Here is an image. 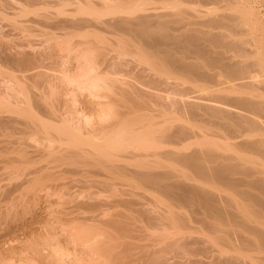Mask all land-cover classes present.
I'll list each match as a JSON object with an SVG mask.
<instances>
[{
	"label": "bare ground",
	"instance_id": "bare-ground-1",
	"mask_svg": "<svg viewBox=\"0 0 264 264\" xmlns=\"http://www.w3.org/2000/svg\"><path fill=\"white\" fill-rule=\"evenodd\" d=\"M13 1L10 2L9 0V3H12ZM22 1L19 2L21 5L20 9L19 7H17L19 10L18 12H16L17 15L13 9L11 10H13L14 12L12 11L11 12L14 13L16 16H22V15L28 16L29 15L28 13L35 14L34 15L35 19L34 18L31 19V17H28V18H30L31 21L33 20L32 22L35 24V27L37 26L36 28L38 30L37 33H39L40 36H42V39L39 38L40 42L38 41L37 44L34 42V44L30 43V45L28 44L29 46L27 45L29 49H30V46L32 45L39 46V47L36 46V49H34L35 46L34 47L32 46L33 51H27V52L22 51L24 49H22L21 46L24 48L26 46L25 43H24L25 46H23L22 44L24 41L21 43L19 42V44H22L20 46H18L19 44L14 43L15 45L19 47V50L22 52H20L19 50H16L18 49V47L16 48L14 44H13L14 47L12 48L7 46L9 49V52H7L8 50H4V49H7L5 48L6 44H5V47H3L4 49L2 47H1L2 50L0 49L1 51L0 52V69L2 67L4 68L8 67L9 69H11V74L9 73V71H7L8 68L6 70L2 68L3 69V70L1 69L2 72L0 71L1 73H3V75L0 73L1 77L3 76L0 80V113H1L0 114V128L2 130L4 128L6 129L9 128L8 133L9 131L14 132V129L12 130L13 124L20 123V126L19 127L17 126V128L24 129L23 127L26 126L25 129L27 128L30 129V130L24 129L25 131L21 129L24 132L22 133L25 134V136H26L25 132L28 131L27 132L28 137L32 138L31 136L32 134H34L33 138H35L37 135L39 137L42 136L41 138L43 139L42 141L37 136L38 142H43L44 140H45L44 142L53 141L52 143L53 145L54 143H56V141H58L57 143L58 147L57 146L55 147L58 148V150L59 149L60 150L58 152L55 151V153L56 152L58 153L56 157H59L58 159H62L61 161L63 160L66 161L65 163L63 162L61 163L66 164V167H68L67 163L69 161H73L72 163H69L70 166L74 165L73 163L78 162V163H75L76 164L75 166H77V164H80L79 165L80 167L81 165L84 166L85 168L84 172L89 171L91 166L92 167L95 166V167H98V169L100 168L101 171L102 169L103 170L108 169L109 170V171L107 170L108 173L112 172L115 175L117 174L116 176L118 175L119 176L116 178L120 177L119 179H121V177H123L124 175L126 176L128 174V172L126 174L125 172L126 170L130 172V170H128L127 167L134 165L132 164L131 161H133V163L135 161V164L137 166L135 165V168L133 167L134 170L132 169V167L129 168V169H132L129 175L131 176L134 175V180L135 179L139 180V181H136L138 183L142 181L143 183L141 187H143V189L145 186L144 184H148L146 185L149 187L148 189L151 190L152 188L153 190H155L156 194L158 193L164 196L169 201V202H166V204L168 205L165 204L167 206V209L163 208V209H166V211L162 210L164 211L162 212L160 209H157L162 212V213H158L157 216H151L155 212L149 215L148 208L146 210L145 209L141 210L140 208L141 204L138 201L140 204L139 209L141 210L142 213L144 212L145 214V215L144 214L142 215L141 213H140L141 215L139 214V217L141 216L140 221L143 220V222H145V220H147L148 223L147 222L146 223L148 225H146V227L152 226L151 229L148 228L150 232L156 226L155 223L153 222L155 221L156 224L157 222H159L158 225L160 226L162 225L164 227L166 226L165 228L169 226L173 227V228L171 227L172 229H169V230L167 229V232L165 231L166 234L169 231V235L171 234L174 235L175 232L178 233L177 231H179L180 235L179 234L178 235L180 237L181 235H183L181 233L186 232L183 230H188V231H190V229L194 230V228H192L191 225L190 226L188 225L189 224L188 222L191 220L192 222L193 221L197 222L196 224L194 223L195 227L197 226L196 228L198 229L199 227L206 228L205 233L209 231L210 234L208 236H210L211 234L213 235V233H215L214 231L213 233H211L210 231L211 230L216 231L217 223L221 222L223 220V217H226L227 215L229 217H226V219L228 218V220L232 222L231 223L232 227H237V226L239 227L240 225L244 226V229L247 230V231L245 230L246 233L248 232H250L248 234H251L252 232L256 233V237H257L256 240L258 242L255 241L256 242L255 244V242H253L252 239L250 240V238H248L249 235L245 236L239 233L241 235L237 236L239 238V241L238 240L237 241L238 242L241 241L240 243H242V246L240 247L244 249H241L238 247L239 250L238 251L234 250L233 256L231 254V257L230 258L228 257L227 260H224V263L222 264H237L238 263L237 259L238 260L240 259V256L238 255L242 254L241 255L242 257L244 254L242 253V250L243 252H245L246 256L247 255L249 256V254L247 253V251L249 252L248 249H250V251L253 250V251L262 252L264 249V233L263 232L260 233L259 229L255 225L256 222L260 221V220L259 221L256 220L257 216L255 214H252V216H254L256 219L252 220L251 222H254V223L251 224V226H249V223L246 224L245 219H242L244 215L243 213L241 214L238 212L233 213L231 211H227V210L225 211V208L223 209L220 206L221 204H219V202L216 201L215 199L216 196L214 194V191H211L208 189L206 190L202 188L201 185L198 186L195 183H194L195 185L191 184L192 182L189 184L187 182H184V180H179L178 176H176V174L173 173L174 170L178 171V168L176 167V165H174L175 163H179L180 166L183 164L190 168L191 166L197 168L198 167L197 161H205V160L207 161L208 159H210L211 161H225V160L231 161L230 160L231 157L226 158L227 156L224 157L223 155L213 154L210 151L209 152H205V151L187 152L185 151V149L191 144L190 138L191 139L194 138L192 143L197 144V145L207 146L210 144V145H213L212 146L213 148H217V149H220L222 147L218 143L219 139L216 140L217 138L215 136H213L215 137L213 138V137H209L206 135L205 136L197 135V134L193 135L191 129L192 127H194L196 122L192 119L191 115L192 116L194 115V119H196L197 117L195 114L202 112L203 114L205 115L207 114V116L209 115V117H212L219 126L223 124H231L234 129L242 128L245 130L251 129L252 131L261 130L259 123L255 120L254 116L253 118L251 115L249 116L248 113H246V115H244L243 113L249 112V114H252V115L256 114L257 112L264 113V102L255 101L248 97H241V96L232 98L228 96L231 92L229 85L225 86L226 84L224 81H222L221 79L220 80L217 79V76L222 77L225 75L227 78L229 77V79L234 81V82L231 81L232 85L242 84L241 85L242 92L248 91L250 87L252 86V83H251L252 71H250L247 68V65L245 63H243L242 61L241 62L235 61L229 64L224 61L225 56L223 55V49L240 47V45L238 44L242 40L241 38H236L235 36L230 37L231 35H233V33L227 34L224 32V29L228 27V22L230 18L225 17V16H213L212 11H211L212 9H209L207 10L208 17L206 19H202L201 16L199 15V12L201 11L198 10L196 8V5L194 4V1H197V0H22ZM217 1H220V0H217ZM9 3L7 2V5H5V7L7 6L9 7L8 5ZM0 7L4 8L3 4L2 6L0 5ZM231 8L233 9V7ZM10 15L11 14H9V16ZM243 15L245 16V14ZM240 16L243 22L247 21L246 17L242 15ZM1 17L2 16L0 15V18ZM4 17L6 18V15L3 16V18ZM9 18H6V19L9 20ZM18 18L20 19V17ZM23 18L25 19L26 17L23 16ZM22 20L20 19L21 23H23ZM24 21L25 23L23 24H25L26 26L27 22L26 20ZM242 21H239V22H242ZM9 22L11 21H8V23ZM17 23L19 24V22ZM14 24L16 23L14 22ZM18 24L16 25L18 26ZM19 25H20V27L18 28L19 32H21L20 30H22V32L23 31L25 32L26 30L25 28L28 29V27L23 28L21 27L22 26L21 24ZM33 26L34 25H32V27ZM14 27L17 30V27L15 25ZM14 27L12 29H14ZM26 31H29V30H26ZM0 44L4 46L3 43H0ZM14 48H16L14 52L10 51V49H14ZM212 53L214 54L211 55ZM259 66H260L259 68H262V65L260 63H259ZM12 70L13 72L17 70L19 71V73L23 72L22 74L24 73L25 74L20 75L17 73L18 75L16 77V75L13 74ZM6 71L8 72L7 75L8 74L10 75L6 76L5 75L6 73L4 74V72ZM18 76L20 77L18 78ZM21 76L24 77V79L27 81L22 80L23 78H21ZM214 78H216V81H211ZM207 79H211L210 81L213 83V85H215V87L212 88L213 85L209 86L210 84L208 85V83H211V82L208 81ZM222 84H225V85L221 86ZM33 89H36V91H34ZM196 90H202L203 92H199ZM195 91L201 94L198 95V93H196L197 96H195V93H194ZM204 92H207L208 95H203ZM192 93H194V95ZM10 97L11 98L21 97L20 99L24 100V102H22V104L24 103L23 106H21L20 104L21 101L17 103L18 99H15L17 101L16 103H14L11 101ZM190 99H194V100L190 101ZM237 106L239 108L242 107L244 110L246 108V110L248 111L245 110V112L242 113L241 110L237 109L238 108ZM232 109L234 110L237 109L238 111H241L242 114L238 112L237 110L233 111ZM4 112L7 114H11V115L16 113L15 115L17 116L18 114V117L20 116L19 114H21L20 117H22L23 120L25 119L23 117L24 116L27 117L26 115L29 114L28 118L26 119L28 121L24 120L25 121V122L23 121L24 124H21L22 123L21 121L20 122L19 121L17 122V120L15 121V118H17L15 116L14 118L13 116H9L7 114H5L6 117L1 116L2 114L4 115ZM25 113L27 114L24 115ZM188 114L190 115L189 117L190 119H192L193 123L189 121L188 119L186 118L184 119L183 117H181V116L185 117V115L188 116ZM181 118H183V122L187 121V123H182ZM17 119L19 120L21 118H17ZM208 119L212 120L211 118H208ZM196 121L199 122V120H196ZM190 122L193 125V126L191 125L192 127L190 126ZM19 129H16V130H19ZM29 131H32V133ZM5 134L6 133H4V135ZM7 135L9 136V134ZM18 135L19 136L21 135L20 132ZM11 141H14V140H11ZM18 141L12 142V144L9 141V143L11 146L14 145L13 143H15V146H16V143ZM5 143H8V142H5ZM9 143L6 144V147L7 145L11 147ZM48 143H45V146H47ZM1 144H2L1 149H2L3 143ZM22 145L25 146L26 144L23 143ZM48 145H50V143ZM18 146L19 145H17V147ZM248 146H250L251 149L254 148L253 144H250ZM4 147H5V144H4ZM12 147L14 148L13 152L16 153V156L19 154L18 155L19 158L24 157V155H26V153L29 152V151L28 152L23 151V150H26L28 147L26 149L24 147L21 149H17L14 146ZM47 147L49 148L52 146H47ZM55 147H52V148L54 149ZM5 148L4 150L7 149ZM10 149L11 148L7 150H10ZM43 149L45 148L43 147ZM49 149H50L49 151H52L51 148ZM45 150H46L45 152L49 153L48 155L51 154L50 152H48V149H45ZM41 152H43V150ZM45 152L43 153L45 154ZM8 155L11 156L9 153ZM245 156L237 155V157L241 158V160L248 161V158ZM4 158H6V156ZM25 158L26 156L24 157V159ZM9 159H12V158H9ZM15 159H18V158H15ZM31 159L32 158H30V160ZM58 159L56 158V160ZM119 161L120 162L123 161L124 164H126L125 167L124 165L123 166L121 165L123 164V162L119 165L117 163ZM127 161L131 162L130 166H128L129 164L126 163ZM151 161H155V162H151ZM159 161L160 162L169 161L170 163L168 162L169 164L166 163L168 164L166 165L164 163L161 164ZM26 164H27V161H25V165ZM59 166L61 167L60 164ZM138 167L140 169H138ZM49 168L51 169V166ZM87 168H89V170H87ZM235 168H236L235 165L227 164V165H222L220 167H215L213 169V172L220 176L219 182L222 181V182L229 183L231 182V179H232L229 177V175L234 172ZM20 169L25 170L26 168L21 167ZM24 170L22 171L25 173ZM63 170L60 171V174L62 173ZM71 170L73 172V169ZM71 170L69 171V174H71L70 173ZM79 170H82V169L79 168ZM51 171L53 172L55 171L54 167H53V170ZM93 171L94 172L92 173H97L96 171H98L99 173V170L97 169L96 171L95 170ZM26 172H29V170ZM79 172H78V175L81 174ZM102 172H105V171H102ZM54 173H57V171ZM112 173L110 175H112ZM53 174H51V176ZM114 174L112 176H115ZM25 175L26 174H24V176ZM32 176L30 179L33 178ZM45 176H43V178L40 177L43 180H40L39 178L36 179L35 183L36 184L39 183V185L35 186V184L33 183L34 185L33 184L32 185L34 187H29V188H33V189H35V187L37 188L38 186L43 184L44 182L42 183V181H45L46 179H47L46 181H50V179H48L50 177V174L48 173V175H45ZM125 176L123 178H125ZM182 176L184 177V179H189V176L191 177V175L188 176L187 174H184ZM98 177L101 178V180L99 179L93 180L92 178H90L92 180L88 179V181H90L91 184L93 183L91 188L92 187L97 188L99 186L98 187L99 189L101 187V184H103L102 186H104V188H106L107 190H108V186H109V189H112L110 187L111 185L113 187L114 182H112L113 184L109 182L111 185L109 184L105 186L104 184H108L107 183L108 180L104 182V179L100 177V175H98ZM127 177H129V179L133 178L130 176H127ZM192 179L195 180L194 177ZM52 180H54V178ZM84 180H87V179H84ZM134 180L132 179L128 181L133 182ZM40 181H41V184H40ZM98 181L99 182L102 181L100 182L101 184L99 183L98 186L97 185L93 186L95 182L98 184ZM25 182H28V181H25ZM85 182L84 184H87V182L86 183ZM31 183L32 181L30 182V184ZM90 183L88 184V186L91 185ZM25 184L27 185V183ZM45 184L46 182L44 183V187H45ZM258 184H259L258 186H260V189L264 191V182L258 181ZM22 185L23 184H21L20 186ZM120 185L121 187L123 186L122 183ZM13 186H15V184ZM13 186H11V188ZM121 187L119 186L117 188H121ZM91 188L89 190L90 192L94 190V189L92 190ZM104 188H100L101 191ZM36 190H39V188H37ZM146 190H147V187H146ZM127 191L128 190H126V192ZM85 192H87V190ZM24 193L23 195L26 194ZM100 193L103 196V191ZM132 193L134 194V192ZM113 194L111 191V195ZM105 195H107V193L104 194V198L103 197L101 198L104 200V202L106 198H109V196L105 198ZM96 196L95 194H93V196L91 195L92 198L95 197V199H97ZM153 196H154V193H153ZM153 196L150 195L151 198ZM9 198H10V195H9ZM68 198L71 199L72 197L68 196ZM133 198H135V194H134V197H132V199ZM154 198L155 197H153L152 199ZM113 199L115 198H112L110 202ZM123 199L121 201L124 202V205H122L123 203L121 204V206H123L122 208L120 207L121 210L126 209L124 207L126 205L125 203L126 198H125V201ZM68 200L69 199L66 198L67 203H68ZM76 201H78L77 198H76ZM83 201L84 200L80 201V203L78 202V204L80 205L82 203V206L74 205L75 207L73 208L75 209L76 206L78 207L80 206L79 207L80 210L83 211L82 209L84 207L83 205L85 202L88 203L89 199H87V201L86 200L84 202ZM127 201L130 202V198ZM93 202H95V200H93ZM96 202L92 204L98 205V202L97 203ZM75 203L73 202L72 204H75ZM120 203L121 202H119L118 204ZM132 203L134 206L136 205L134 204L135 202H133V200H132ZM132 203L130 202L131 205ZM88 204L86 205L89 206ZM130 204L128 203L127 205L130 206ZM155 204L157 205L159 203L156 202ZM86 205L84 209H86L87 207ZM97 205L95 209L97 208ZM106 205H107V202L105 204V207H107ZM182 205H186L187 207L191 206V208L189 207L190 214L188 213V215L192 216L191 219H190V216H185L187 215L188 211L186 210L187 212L185 214L184 210L181 207H179ZM93 207L90 204L89 208H91V214L96 216L92 212V209L95 210ZM98 207L100 206L98 205ZM136 207H138V205H136ZM61 208H63V206ZM73 208H70V209H73ZM177 208L178 209L180 208L181 211H179L180 209L178 210ZM101 209L102 208L100 207V210ZM111 209H109L108 211H111ZM139 209L136 211V213L138 211L140 212ZM116 210L119 211L118 209ZM51 211L53 212V210ZM63 211L69 212V210H65V208ZM74 211H76V213L73 214V210H70L71 218L72 217L74 218L71 219L69 218L70 214L67 215L68 219L66 218V220H64L65 226L64 227L61 226L63 227L62 230H64L63 234L64 232L66 234L65 239H64L66 242L61 241L63 240L61 237H63L65 234L63 236L62 235L60 236L61 239L59 238L62 243L59 241H56L58 239L57 238L55 239V237H54V240L56 242L55 241L53 242V235L55 231H54V228H52V226L50 225L52 228L50 229L51 230L50 232H52L53 230V234L51 233L52 234V237H51L50 236L51 234L49 233V230H48L46 233L50 235L45 234V235H48L47 239L45 240H42L43 239L42 237L44 235L40 234L41 233L40 232L41 230H40L39 235L42 236L41 237L42 239L40 241L39 240L37 241L35 239L37 242H33L31 240L33 242V243L31 242V244L25 243V244L20 245L17 243V245L15 246H18V247H14V245L13 247L12 246L10 247V245H7L6 243V245L4 244V246L7 248H5L3 247V244L0 243L1 244L0 245V264H159L161 262L160 261L161 258L159 257L161 256L160 253H162L161 250L164 251L165 247L166 249L169 248V246L172 248L175 247V250L177 248L179 249L182 248L181 251L184 249L183 252H186L187 255L190 254L191 256L193 254L197 255L196 252L199 251L198 250L199 246L197 248L194 247V249L192 246H190L194 244L195 242L193 239L188 238L189 234L191 233L186 232L188 235H185L186 236L185 241L193 240L191 241V243L193 242L192 244L189 243L190 241L185 242L183 240L184 237L182 236L181 238L184 242L180 241V243L179 242L175 243L176 241L171 240L174 243L169 242L170 243L169 244L165 241L167 244H169L167 245L168 247L167 246L163 248L160 247L157 250L155 249L154 251L149 252V251H146L147 249L145 250V248H142L139 246L137 247V245H139L138 244L139 242L136 244L132 242V240L134 239L132 235L131 236L133 239L129 238L131 241L128 240V238L126 237L128 236L127 235L128 233L127 234L125 233V235H122L124 231H121L119 229L120 228L123 229L122 227H124L123 225H125L123 224L125 223L124 221L123 223H121L123 225L120 226L119 221L113 219L112 217H111L112 219H109L110 216H108L107 220H105L106 218L102 219L101 215H105V214H101L99 216V213H98V216H96L97 218H95L94 216H90V213H89V216L86 217V215L88 214L86 213L87 212L86 211L85 212L86 215L84 214L86 217L85 218V217H80L83 215L82 212L80 213V216L79 215L75 216V214H79L77 212H80L78 211V208H76V210ZM102 211H99V212L105 213L107 210L105 212L104 210ZM155 211H156V208H155ZM56 212L59 213V210ZM56 212L54 214H57ZM120 212L119 213L117 212L116 216H119L118 214L122 213ZM180 212H182L183 214L182 213L180 214ZM123 214H121V216ZM133 214H128L129 215L128 217L132 215L131 218H134ZM62 215L63 214H61V217L59 216L60 220L56 219L57 218L56 215H55L56 218L52 217V219H54V222H55V219L59 222H62L63 219L61 220V218H63V216H64V219L65 217H67L65 216V214L63 216ZM126 215L124 214V217ZM136 216L137 215H135V217ZM13 217L15 216L13 215ZM113 217H115V215ZM139 217L137 218L138 220H139ZM186 217L187 218L189 217L188 222H187ZM14 219L15 218H13V220ZM130 219L128 218V220ZM50 220H51V216H50ZM218 220L220 221L218 222ZM68 222L69 223L71 222V224L66 225ZM51 223H52V220H51ZM64 223L62 224L59 223V224L64 225ZM127 223L129 222L127 221ZM198 223L199 225L200 224L201 225L198 226ZM54 224L58 225L56 223ZM166 224L169 226H167ZM126 226L127 225H125V227ZM132 226H131V229H132ZM163 226L161 227V230H163ZM246 226L247 228H245ZM155 229L154 230L157 231V227ZM173 229L175 230L177 229V230L175 231ZM117 230L122 232V233L120 232L122 236H119L120 234ZM170 230H173V231H170ZM201 230L202 229H200V231ZM204 230L202 232H204ZM111 231L113 233H111ZM195 231L197 230L195 229ZM42 232L44 231L42 230ZM139 232H140V235L143 237L141 239L144 240L145 239L144 236L146 234L143 233L144 235H142L141 231ZM145 232H147L146 229H145ZM60 233L62 234V232ZM114 233H117L116 234L117 236L112 235ZM234 233L236 232L234 231ZM164 234L165 233L161 235L163 236ZM30 235L33 236L32 234ZM156 235L158 236V233ZM57 236L59 235H56V237ZM148 236L149 235H147V237ZM152 236L151 238L154 237ZM205 236H207V234ZM215 236L214 238H212L213 240L216 239ZM27 237L31 238L30 236H27ZM135 237L137 240V234L135 235ZM156 237H154V239ZM189 237H191V235ZM32 238H35V237H32ZM162 238L160 239V242ZM170 238L168 239L170 240ZM23 241H21V243ZM195 241L197 243V240ZM25 242H28V241L25 240ZM214 242L216 241H213V243ZM141 243L142 242L140 241V244ZM233 244L235 245L236 243L233 242ZM144 245H147V244H144ZM158 246H160V244H158ZM245 247H246V250H245ZM150 248H152V246ZM207 249L205 251H207ZM183 252L181 254H183ZM191 256H187V257H191ZM186 258H185V261H188V259L186 260ZM195 259L196 258L189 260L188 263L201 264L200 262L202 261L199 260L200 261L199 262V261H196ZM204 264H208V263L205 262Z\"/></svg>",
	"mask_w": 264,
	"mask_h": 264
},
{
	"label": "rangeland",
	"instance_id": "rangeland-1",
	"mask_svg": "<svg viewBox=\"0 0 264 264\" xmlns=\"http://www.w3.org/2000/svg\"><path fill=\"white\" fill-rule=\"evenodd\" d=\"M3 0H1L0 1V5L2 6V4H3V6H4V8H2V7H0L1 9H0V11H1V13H0V15L2 16L1 18H0V43H3V45L4 46H2V44H0V49H1V47L3 48V47H5V44H6V47L5 48H7V49H4V50H8L7 52H9V49H8V47L7 46H9L10 48H12V47H18V46H20V45H22L23 44V46H25V48L24 47H22L21 46V48L22 49H24V50H22L23 52H27V51H33V48H32V46L34 47L35 45H32V44H34V42L37 44L38 43V41L40 42V39L39 38H41L42 39V36H40V34L39 33H37L38 32V30L36 29L37 28V26L35 27V24L31 21V19L32 18H34L35 16V14H33V13H28L29 15L28 16H25V15H22V16H16L17 15V13L16 12H18L19 10H18V8L17 7H19V9H20V3L19 2H21L22 0H10V2L11 1H13L12 3H9V0H4L3 2H2ZM7 2L9 3L8 5H9V7H8V9H7V7H5V5H7ZM2 3V4H1ZM22 3H23V1H22ZM21 3V4H22ZM11 4V5H10ZM19 4V5H18ZM194 4L196 5V8L198 9V10H200L201 12H199V15L201 16V18L202 19H206L207 17H208V14H207V10H209V9H212L211 11H212V15L213 16H225V17H229L230 19H229V22H228V27L227 28H225L224 29V32L225 33H227V34H230V33H233V35H231L230 37H233V36H235L236 38H241L242 40H241V42L238 44V45H240V47H235V48H225V49H223V55L225 56V62L226 63H231V62H235V61H242L243 63H245L246 65H247V68L250 70V71H252V73H251V83H252V86L250 87V89L248 90V91H246V92H242L241 90V88H242V84L241 85H232L231 83L232 82H234V81H232L231 79H229V77L227 78L225 75L224 76H217V79L218 80H222V81H224L225 82V84H222L221 86H227V85H229V88H230V90H231V92H230V94L228 95V96H230V97H232V98H235V97H239V96H241V97H248V98H250V99H253V100H255V101H259V102H264V0H220V1H217V0H197V1H194ZM11 6V7H10ZM16 6V7H15ZM233 7V9L231 8V7ZM12 7H14V8H12ZM230 7V8H229ZM5 9V10H4ZM11 9H13L14 11H15V13H16V15L14 14V13H12V12H14L13 10H11ZM16 9V10H15ZM4 11V12H3ZM12 11V12H11ZM238 11H240V12H238ZM3 13V14H2ZM5 13V14H4ZM7 13V14H6ZM9 14H13L11 17L9 16ZM33 14V15H32ZM243 14H245V16L243 15ZM6 15V18H9V20L8 19H6L5 17L3 18V16H5ZM240 15H242V16H244V17H246V22H243L242 21V19L240 18L241 16ZM15 16V17H14ZM23 16L24 17H26L25 19L23 18ZM14 17V18H13ZM18 17H20V19L22 20V22L23 23H25V21L24 20H26V22H27V24H26V26H25V24H23V23H21V21H20V19L18 18ZM22 17V18H21ZM28 17H31V19L30 18H28ZM18 18V19H17ZM13 19V20H12ZM14 19H15V21H14ZM28 19V20H27ZM35 19V18H34ZM7 20V21H6ZM16 20H18V21H16ZM8 21H11V22H9L8 23ZM31 21V22H30ZM239 21H242V22H239ZM14 22L16 23V24H18L17 22H19V24H21L22 26L21 27H28V29L27 28H25L26 30H29V31H26L25 30V32L23 31L22 32V30H20L21 32H19V27H20V25L18 24V26L16 25V24H14ZM30 23H32V24H30ZM8 24H9V26H8ZM17 27V30H16V28L14 27V25ZM233 24V25H232ZM30 25V26H29ZM32 25H34L33 27H32ZM14 27V29H12ZM39 27V26H38ZM22 28V29H23ZM37 30H35V29ZM207 28H209V27H207ZM40 29V28H39ZM13 30V31H12ZM31 30V31H30ZM11 32V33H10ZM28 32V33H27ZM34 32V33H33ZM36 32V33H35ZM15 35H14V34ZM22 33V34H21ZM19 34V35H18ZM12 35V36H11ZM38 35V36H37ZM4 36V37H3ZM22 36V37H21ZM40 36V37H39ZM6 37H8V38H6ZM37 37V38H36ZM4 39V40H3ZM20 39V40H19ZM24 39H26V40H24ZM37 39V40H36ZM9 40V41H8ZM24 41V42H23ZM26 41V42H25ZM33 41V42H32ZM37 41V42H36ZM9 43V45H8V43ZM12 42V43H11ZM19 42L21 43V42H23L22 44H19ZM28 42V43H27ZM19 44L18 46L17 45H15V44ZM24 43H25V45H24ZM30 43H32L31 45L32 46H30V49H29V45H30ZM13 44H14V46H13ZM29 44V45H28ZM12 45V46H11ZM28 45V46H27ZM37 46V45H36ZM36 46H35V48L34 49H36ZM28 47V48H27ZM37 47H39V46H37ZM16 48H14V49H10V51H12V52H14L15 51V49ZM2 50V49H1ZM16 50H19V47H18V49H16ZM216 50V49H215ZM20 51V50H19ZM22 51H20V52H22ZM1 52V51H0ZM214 53H212L211 55H213ZM259 63L262 65V68H259L260 66H259ZM2 68H4V67H2ZM1 68V69H2ZM8 68V67H7ZM6 67L4 68L5 70L7 69ZM1 69H0V71H1ZM247 69V70H248ZM3 70V69H2ZM4 70V71H5ZM7 71H9V73L11 74V69H9L8 68V70ZM4 72V74L6 75V76H8V75H10V74H8L7 75V73L8 72ZM2 72V71H1ZM0 72V73H1ZM12 72H13V70H12ZM20 72H22V71H20ZM16 73V74H15ZM20 74V75H24V74H22V73H19V71H14L13 72V74L14 75H16V77H17V75L18 74ZM248 73V72H247ZM2 75H3V73H1ZM3 77V76H2ZM1 75H0V80H1ZM20 76H18V78H19ZM21 78H23L22 80H25L24 79V77H22L21 76ZM20 78V79H21ZM215 79V80H214ZM214 79H207L208 81H216V78H214ZM230 80V81H229ZM25 81H27V80H25ZM210 81V82H211ZM232 81V82H231ZM237 82H238V80H237ZM212 83V82H211ZM211 83H208V85L209 86H212L213 85V83L211 84ZM214 83H216V82H214ZM231 84V85H230ZM213 87H215V85H213L212 86V88ZM32 88H34V87H32ZM34 91H36V89H33ZM196 91H199V92H203L202 90H196ZM194 92L195 93V96H197L196 95V93H198V92ZM194 93H192L193 95H194ZM201 94V93H200ZM199 93H198V95H200ZM203 94V93H202ZM253 94V95H252ZM203 95H208V93L207 92H204V94ZM20 96V95H19ZM21 97H15V98H11L10 97V99H11V101L12 102H14V103H16V101L17 100H15V99H18V101H17V103H19V101H21V106H23V104H22V102H24V100H21L20 99ZM12 99H14V100H12ZM22 99H23V97H22ZM189 100V99H188ZM192 100H194V99H190V101H192ZM196 101H198V100H196ZM236 106V105H235ZM238 107V106H237ZM241 108V109H240ZM238 107L237 109L238 110H241L242 111V113L243 112H245V110H246V108H245V110L242 108V107ZM236 109V110H237ZM233 111H236V110H234V109H232ZM237 110V111H238ZM199 111V110H198ZM241 111H238V112H240L241 113ZM246 111H248V110H246ZM3 113V112H2ZM196 113V112H195ZM241 113V114H242ZM246 113H248V115L250 116H254L255 117V120L259 123V126H260V129L261 130H258V131H252L251 129L250 130H245V129H234L233 128V126L231 125V124H223V125H218L217 123H216V121L212 118V117H209V115L207 116V114L205 115V114H203L202 112L201 113H198V114H195L196 115V119H194V115L192 116L191 115V117H192V119L196 122V126L194 125V127H192L193 125L191 124V122L193 123V121H192V119H190V115L188 114V116H186L185 115V117L184 116H181V117H183L184 119L186 118V119H188L189 121H191L190 122V126L192 127V133H193V135L194 134H197V135H206V136H209V137H213V136H215L217 139L216 140H218V143L222 146L220 149H217V148H213L212 146L213 145H207V146H205V145H197V144H194V143H192V141H193V139H191L190 138V140H191V144L185 149V151H187V152H189V151H205V152H212L213 154H219V155H223L224 157L225 156H227L226 158H229V157H231V161H211L210 159H208L207 161L205 160V161H197V163H198V167L197 168H195V167H192L191 166V168L190 167H187V166H185V165H179V163H175L174 165H176V167L178 168V171L177 170H174L173 171V173L174 174H176V176H178V178H179V180H184V182H187V183H191V184H196V185H198V186H200L201 185V187L202 188H204V189H208V190H211V191H214V194H215V196H216V201H218L219 202V204H221L220 206L224 209L225 208V211L227 210V211H231V212H233V213H243L244 215H243V218L242 219H245V221H246V224H248L249 223V226H251V224H253L254 222H251L252 220H254V219H256L254 216H252V214H255L256 216H257V219L256 220H260L259 222H256L255 223V225L257 226V228L259 229V231H260V233L261 232H263L264 233V191L263 190H261L260 189V186H258L259 184H258V181H262V182H264V113H259V112H257L256 114H254V115H252V114H249V112H245V113H243L244 115H246ZM1 114V113H0ZM5 114H7V113H5L4 112V115L2 114L1 116H5L6 117V115ZM16 113H14V114H7V115H9V116H13V118H14V116L15 117H17V118H21V119H17V118H15V121L17 120V122L19 121H21L22 123L21 124H24V122L25 121H28V120H26L27 118H28V116H29V114H27V113H25L24 115H26L27 117H23V118H25L24 120L22 119V117H20L21 116V114H19L20 116L18 117V114H17V116L15 115ZM23 116V115H22ZM199 116V117H198ZM253 117V118H254ZM183 118H181L182 119V123H187V121H185V122H183ZM208 118H211L212 120H210V119H208ZM196 120H199V122H197ZM200 120H201V122H200ZM210 120V121H209ZM24 121V122H23ZM189 121H188V123H189ZM16 122V123H17ZM177 122H179V121H177ZM194 122V123H195ZM27 124H28V122H27ZM214 124H216V125H214ZM17 126L19 127L20 126V123H17V124H13V128H12V130L14 129V132H12V131H9V133H8V129L9 128H4V129H6V130H2L1 128V132H0V243H2L3 244V247H5L4 246V244L6 245V243H7V245H10V247L12 246L13 247V245H14V247H18V246H15V245H17V243L18 244H20V245H22V244H25V243H29V244H31V242L33 241V242H37L38 240L40 241L42 238V240H45V239H47V237H48V235H50L51 233L53 234V230H52V232H50L51 230L50 229H52V228H54V231L56 232H54V235H53V242L55 241L54 240V237H55V239L57 238L58 240H56V241H59V242H61V241H65L64 239H65V236H66V234H65V232H64V234H63V231L64 230H62V228L65 226V223H64V220H66V218L68 219V216L67 215H69L70 217L69 218H71V213H70V210H73V214L74 213H76V211H74V210H76V208H78V211H80V212H77V213H79V214H75V216L76 215H79L80 216V213L82 212V214L84 215L85 214V212L86 213H88L87 215H86V217L87 216H89V213H90V216H94L93 214H91V208H89L90 207V204H91V206L93 207L95 204H92V203H95L97 200H99V201H97L98 202V205L102 208L101 210H100V207H98V205H97V210L95 209V207H96V205L93 207L95 210H96V212H97V214H96V212H95V210H93L92 209V212L96 215V216H98V213H99V216L101 215V214H105V215H101V218L102 219H105V220H107L108 219V216H110V218L109 219H115V220H117V221H119V225L120 226H122L123 224H125V225H127L126 227H125V225H123L124 227H122L123 229H125V230H123V229H119V230H121V231H124L123 233L121 232V231H119V230H117L118 232H119V236H122V235H125V233L129 236H126L127 238H128V240H130L129 238H131V239H135L136 240V237H135V235L137 234V240L138 239H140V240H132V242H134L135 244L136 243H138L139 245H137V247L139 246V247H142V248H145V250L146 251H149V252H152V251H154L155 249L157 250L158 248H160V247H165V246H167V245H169L172 241H176L175 243H177V242H179L180 243V241H182V242H184L185 241V238H186V236L185 235H188L186 232H188V233H191V234H189V236L191 235V237H189L188 236V238L190 239H193L194 240V244H192L191 243V241H193V240H187V241H190L189 243L190 244H192V245H190V246H192L193 247V249H194V247L195 248H197L198 246H199V248H198V252H196V254L198 255V257H197V255H195V254H193L192 256L190 255V254H186V252H183L184 251V249L181 251V249L182 248H177L176 250H175V247H170L169 246V248H167L166 249V247H165V250L163 251V250H161V252L162 253H160L161 254V256H159L161 259H160V261L162 262H160L159 264H190V263H188L189 262V260H192V259H194V258H196L195 260L196 261H202V262H200L201 264L203 263H208V264H222V263H224V260H227L228 259V257L230 258L231 257V254H232V256H233V252H234V250H239V248H241L240 246H242V243H240V242H238L239 241V238L237 237V236H239V235H241V234H243V235H249L248 236V238H250V240L252 239V241L253 242H255V241H257L256 240V233H251V234H248V233H250V232H248V233H246V229H244V226H242V225H240L239 227L237 226V227H232V225H231V223L232 222H230L229 220H228V218L226 219V217H229V216H227L226 215V217H223V220L221 221V222H219L220 220H218V222L219 223H217V227H216V231L215 230H211L210 232L211 233H213V231L215 232V233H213V235H212V237H211V235L210 236H208L210 233H209V231H207L206 233H205V231H206V228H201V227H199V229L198 228H196L195 227V224L197 223V222H192L191 220L188 222V219H189V217L187 218L186 217V219H187V222L189 223L188 225L190 226L191 225V227L192 228H194V230L193 229H190V231H188V230H183V231H186L185 233H181V234H183V235H181L180 237H179V235H180V233H179V231H177L178 233H174V232H172V233H174V235H175V237H174V235H172L171 233V235L173 236H171V235H169V231H168V233L166 234V232H167V229L169 230V229H172L173 227L172 226H169V225H167V226H169V227H167V228H165L163 225V230H161V227L162 226H160V225H158V223L159 222H157V224H156V222L155 221H153L154 223H155V227L152 229V230H154L156 227H157V231H152L151 230V232H150V230L149 229H151L152 228V226L151 227H146V225H148L147 223V220H145V222H143V220H141L140 221V218H141V216L139 217V214L141 213L142 215L144 214V212L142 213L141 212V210L142 209H147L148 208V210L150 211H148V213H149V215H151L153 212H155V213H153L151 216H157L158 215V213H162V212H164V211H166V209H167V206L166 205H168V204H166V202H169L164 196H162V195H160V194H156V192H155V190H153L152 188H151V190L150 189H148L149 187L148 186H146V185H148V184H144L145 186H144V189H143V187H141V185H142V181H140V183H138V182H136V181H139V180H134V175L133 176H131V175H129V173L131 172V170L133 169L134 170V168H135V161H134V163H133V161H131L132 162V164H134V165H131L130 166V163L131 162H129V161H127L126 163L127 164H129L128 166H130V167H127L128 168V170H130V172L129 171H125L126 172V174H127V172H128V174L125 176V178H123V177H121V179H119V178H116V177H118V176H116L114 173H112V172H110V173H108L107 172V170L108 169H102V171H105V172H102L101 170H100V168L98 169V167H95V166H91L92 167V169H91V167H90V170H89V168H87V170H89V171H85L84 172V166H82L81 165V167L79 166L80 164H77V166H75L76 164L75 163H78V162H75V163H73L74 165H71L70 166V164L69 163H72L73 161H69L68 163H67V165H68V167H66V164H63V163H65L66 161L65 160H63V161H61L62 159H58L59 157H56V155H58V151L60 150H58V148H56L55 146H57L58 147V141H56V143H54L53 145H52V143H53V141L52 142H49V141H47V142H38V138H37V136L35 137V138H33V136H34V134H32L31 136H32V138L31 137H28L27 136V132L28 131H26L25 133H26V136H25V134H23L24 132L23 131H25V130H27V129H29V128H27V129H25V127L26 126H22L24 129H19V128H17ZM190 126H189V128H190ZM216 126V127H215ZM218 126V127H217ZM19 129V130H21V131H19V130H16V129ZM11 130V129H10ZM30 130V129H29ZM19 132H20V136L18 135L19 134ZM23 132V133H22ZM29 132H31L32 133V131H29ZM4 133H6L5 135H4ZM16 133V134H15ZM7 134H9V136L7 135ZM30 134V133H29ZM20 137V139H19V137ZM23 135V136H22ZM14 136H15V138H14ZM41 136V135H40ZM17 137H18V139H17ZM26 139H24V138ZM39 137V136H38ZM215 137H213V138H215ZM219 137V138H218ZM5 140H4V139ZM14 138V139H13ZM28 138V139H27ZM29 138H31V139H29ZM42 138V136L41 137H39V139L42 141L43 139H41ZM7 139V140H6ZM14 140V141H11V140ZM15 139H17V140H15ZM4 142H3V141ZM19 140V141H18ZM25 141V142H23V141ZM34 140V141H33ZM39 140V141H40ZM9 141L11 142V144H12V142H16V141H18L17 143H16V146H15V143H13L14 145H12V146H14V147H16L17 149H21V148H27L26 150H23L24 152H28V153H26V155H24V157L26 156V158L24 159V157H21V158H19V154L16 156V153H14L13 151H14V148L10 145V143H9ZM29 141V142H28ZM39 143H37V142ZM187 141V140H186ZM5 142H8L9 143V145L11 146V147H9L8 145H7V147H6V144H8V143H5ZM28 142V143H27ZM50 143V145H48L49 143ZM188 142V141H187ZM194 142H196V141H194ZM1 143H3V147H2V149H1V146H2V144ZM18 143H20V144H18ZM26 144L25 146H23L22 144ZM36 143V144H35ZM42 143V144H41ZM45 143H48L47 144V146H52V147H55L54 149L52 148V147H49V148H51V150L52 151H49L50 149L47 147V146H45ZM4 144H5V147L7 148V149H9V148H11L10 150H7L5 147H4ZM38 144V145H37ZM43 144H44V146H43ZM250 144H253L254 146V148L253 149H251L250 148V146H248V145H250ZM17 145H19L18 147H17ZM23 146V147H21V146ZM31 145H33V146H31ZM29 146H31V147H29ZM38 146H39V148H38ZM42 146V147H41ZM9 147V148H8ZM34 147V148H33ZM36 147V148H35ZM43 147L45 148V149H48V152H50L51 154H52V152H53V154L51 155H48L49 153H47V152H45L46 150L45 149H43ZM47 147V148H46ZM4 148L6 149V150H4ZM12 148H13V150H12ZM256 148V149H255ZM17 149H15V150H17ZM37 149V150H36ZM1 150H3V151H1ZM11 150H12V152L14 153H12L11 152ZM43 150V152H45V154L43 153V152H41ZM54 150V151H53ZM55 151H57L56 153H55ZM41 152V153H40ZM7 153V154H6ZM8 153L11 155V156H9L8 155ZM13 155H15V156H13ZM31 153V154H30ZM35 153V154H34ZM25 154V153H24ZM28 154H29V156H28ZM40 154V155H39ZM42 154H43V156H42ZM60 154V153H59ZM3 155H5L6 156V158H4L5 156H3ZM38 155V156H37ZM45 155V156H44ZM237 155H241V156H245V157H247L248 158V161H245V160H241V158H238L237 157ZM60 156V155H59ZM7 157H9V158H12V159H9V158H7ZM28 157V158H27ZM32 158L31 160H30V158ZM37 159H36V158ZM41 157V158H40ZM55 157V158H54ZM233 157V158H232ZM4 158V159H3ZM15 158H18V159H15ZM56 158L58 159V160H56ZM14 159V160H13ZM23 159V160H22ZM34 159V160H33ZM52 159V160H51ZM233 159V160H232ZM16 160V161H15ZM210 160V161H209ZM229 160V159H228ZM25 161H27V164H28V166H27V164L25 165ZM30 161V162H29ZM51 161V162H50ZM56 161V162H55ZM59 161H60V163H59ZM53 162H55V163H53ZM61 162H63V163H61ZM123 161H119V162H117L119 165L122 163ZM129 162V163H128ZM151 162H155V161H151ZM158 162V161H157ZM160 162V161H159ZM169 161H161L160 163L162 164V163H164V164H166V163H168ZM21 163V164H20ZM35 163V164H34ZM44 163V164H43ZM170 163V162H169ZM168 163V164H169ZM59 164L61 165V167L59 166ZM168 164H166V165H168ZM227 164H233V165H235V170H234V172L232 173V174H230L229 175V177L230 178H232L231 179V182H229V183H226V182H222V181H220L219 182V180H220V176L218 175V174H216V173H214L213 172V169L215 168V167H220V166H222V165H227ZM24 165V166H23ZM37 165H38V167H37ZM44 165V166H43ZM58 167H57V166ZM122 166L124 165V167H125V165L126 164H124V162H123V164H121ZM155 165V164H154ZM25 166H27V167H25ZM48 166V167H47ZM51 166V169L49 168ZM56 166V167H55ZM65 166V167H64ZM75 166V167H74ZM137 166V165H136ZM26 168L25 170L24 169H20V168ZM53 167H54V172H56L57 171V173H54L53 171H51V170H53ZM71 167V168H70ZM77 167V168H76ZM132 167V169H129V168H131ZM134 167V168H133ZM15 168H17V169H15ZM34 170H33V169ZM36 168V169H35ZM38 168V169H37ZM41 168V169H40ZM42 168H44V169H42ZM49 168V169H48ZM59 168V169H58ZM61 168V169H60ZM66 168H67V170H66ZM68 168H70V169H68ZM76 168V169H75ZM79 168L80 169H82V170H79ZM97 170H99V173H98V171H96V169ZM126 168V169H127ZM57 169V170H56ZM64 169V170H63ZM71 169H73V172H72V170ZM136 169H137V167H136ZM138 169H140L139 167H138ZM15 170H17V171H15ZM18 170H19V172H18ZM21 170V171H20ZM22 170H24L25 171V173L22 171ZM29 170V172H26V171H28ZM32 170V171H31ZM41 170V171H40ZM49 170V171H48ZM59 170V171H58ZM61 170H63L62 171V173L60 174V171ZM66 170V171H65ZM71 170V174H69V171ZM74 170H76V171H74ZM93 170H95L97 173H92V172H94ZM48 171V172H47ZM66 173H65V172ZM80 171V172H79ZM101 171V172H100ZM109 171V170H108ZM31 172H33V173H31ZM41 172V173H40ZM59 172V173H58ZM68 172V173H67ZM77 172V173H76ZM78 172L79 173H81V174H79L78 175ZM106 172H107V174H106ZM22 173V174H21ZM39 175H37V174ZM48 173L50 174V177L48 178V179H50V181H46L45 179V181H42V183L44 182H46V184H45V187H44V183L43 184H41V181H40V186H38L37 188H39V190H36L37 188L35 187V189H33V188H29V187H34L33 185L35 184V186L36 185H39V183L38 184H36L35 182H36V179H40V180H43L42 178H43V176H45V175H48ZM54 173V174H53ZM64 173H65V175H64ZM73 173V174H72ZM75 173V174H74ZM82 173H83V175H82ZM88 173V174H87ZM93 174V175H91V174ZM105 175H104V174ZM112 173V175L114 174L115 176H112V175H110ZM182 173H184V174H187L188 176L189 175H191V177L189 176V179H184V177L182 176V175H184V174H182ZM20 174V175H19ZM24 174H26L25 176H24ZM31 174V175H30ZM34 174H35V176H34ZM44 174V175H43ZM51 174H53L52 176H51ZM56 174V175H55ZM59 174V175H58ZM85 174V175H84ZM89 174H90V176H89ZM103 174V175H102ZM178 174V175H177ZM29 175H30V177H29ZM33 175V176H32ZM37 175V176H36ZM42 175V176H41ZM75 175V176H74ZM81 175V176H80ZM88 175V176H87ZM96 175H97V177H98V175H100V177H102L103 179H104V182H106L107 180H108V184H104L105 186L106 185H109L110 183H112V182H114V184H113V187H112V185H111V187L110 188H112V189H109V186H108V190L106 189V188H104V186H102L103 184H101L100 182H102V181H98V184L95 182V184L93 185V186H98L99 185V183L101 184V187L100 188H104V189H102V191H103V196H102V194L100 193V192H102L101 191V189L99 190L98 189V187L96 188V187H92L91 188V186H92V184L90 183V181H88V179L89 180H97V179H99V180H101V178H97L96 177ZM123 175V174H122ZM121 175V176H122ZM181 175V176H180ZM29 178H28V177ZM31 176L33 177L32 179H30L31 178ZM55 176V177H54ZM58 176H60V177H58ZM92 176V177H91ZM104 176V177H103ZM112 176V177H111ZM127 176H130V177H133V178H130L129 179V177H127ZM37 177V178H36ZM40 177H42V178H40ZM46 177V176H45ZM89 177V178H88ZM96 177V178H95ZM108 179H107V178ZM182 177H183V179H182ZM195 178V180L194 179H192V178ZM26 178H28V179H26ZM47 178V177H46ZM54 178V180H52V179ZM64 178V179H63ZM90 178H92V179H90ZM111 178V179H110ZM128 178V179H127ZM175 178V177H174ZM22 181H21V180ZM30 179V180H29ZM34 179V180H33ZM84 179H87V180H84ZM102 179V180H103ZM115 179V180H114ZM134 180L133 182H129L128 180ZM28 181V182H25V181ZM111 180V181H110ZM120 180V181H119ZM126 180H127V182H126ZM19 181H20V183H19ZM32 181V183L30 184V182ZM34 181V182H33ZM56 181V182H55ZM87 182V184H84V182ZM125 181V182H124ZM18 182V183H17ZM24 182V183H23ZM55 182V183H54ZM85 182V183H86ZM110 182V183H109ZM116 182V183H115ZM121 184L122 183V185L123 184H125V185H123L122 187H121V185L119 184V183ZM124 182V183H123ZM15 184V186H13L14 184ZM17 183V184H16ZM25 183H27V185L25 184ZM34 183V184H33ZM54 183V184H53ZM91 184V185H89L88 186V184ZM127 183H129V184H127ZM217 183V184H216ZM21 184H23L22 186H20ZM29 184H30V186H29ZM33 184V185H32ZM49 184V185H48ZM194 184V185H195ZM212 184H213V186H212ZM17 185V186H16ZM43 185V186H42ZM57 187H56V186ZM82 185H84V186H82ZM116 185H117V187H121V188H117L116 187ZM11 186H13L12 188H11ZM19 186V187H18ZM25 186V187H24ZM47 186V187H46ZM53 186V187H52ZM88 186V187H87ZM217 188H216V187ZM10 187V188H9ZM43 187V188H42ZM48 187H50V188H48ZM66 187V188H65ZM82 187H84V188H82ZM87 187V188H86ZM146 187H147V190H146ZM15 188V189H14ZM53 188V189H52ZM69 188V189H68ZM90 188L94 191V193H93V191H89L90 190ZM113 188H114V190H113ZM10 189V190H9ZM14 189V190H13ZM21 189V190H20ZM23 189V190H22ZM96 189H97V191L99 192H97L96 191ZM119 191H118V190ZM122 189H124V190H122ZM144 191H143V190ZM5 190H6V192H5ZM29 190V191H28ZM31 190H33V191H31ZM35 190V191H34ZM82 190V191H81ZM87 190V192H85ZM126 190H128L127 192H126ZM218 190V191H217ZM8 191V192H7ZM15 191V192H14ZM17 191V192H16ZM21 191V192H20ZM25 191H27V192H25ZM105 191V192H104ZM111 191H112V194H113V192H114V194L113 195H111ZM123 191V192H122ZM151 191V192H150ZM15 194H14V193ZM27 194H25V193ZM71 192V193H70ZM73 192V193H72ZM79 192H80V194H79ZM117 192V193H116ZM132 192H134V194H135V198H133L132 199V197H134V194L132 193ZM143 192V193H142ZM149 192V193H148ZM6 193H7V195H6ZM21 193V194H20ZM23 193L25 194V195H23ZM33 193V194H32ZM62 193V194H61ZM69 193V194H68ZM78 193V194H77ZM87 193V194H86ZM105 193H107V195H105V198L106 197H108L109 196V198H106V200H105V202H104V200L103 199H101L102 197L104 198V194ZM124 193V194H123ZM126 193V194H125ZM133 194V196H132V194ZM139 193V194H138ZM152 193V194H151ZM153 193H154V196H153ZM11 194H13V195H11ZM30 194V195H29ZM65 194V195H64ZM68 194V195H67ZM84 194H85V196H84ZM93 196V194H95V196H96V198L97 199H95V197H91V195ZM111 196H110V195ZM120 194V195H119ZM137 194V195H136ZM144 196V198H143V196ZM9 195H10V198H9ZM18 195V196H17ZM21 195V196H20ZM22 195H23V197H22ZM71 195V196H70ZM75 195V196H74ZM89 195V196H88ZM127 197H126V196ZM139 195V196H138ZM150 195H152L153 197H155L154 199H152L151 197H150ZM157 195V196H156ZM162 196V197H160V196ZM12 196V197H11ZM17 196V197H16ZM66 196V197H65ZM68 196L69 197H72L71 199L70 198H68ZM74 196V197H73ZM82 198H81V197ZM87 196V197H86ZM119 196V197H118ZM124 198H122V197ZM148 198H147V197ZM159 196V197H158ZM13 198V199H12ZM16 198H18V199H16ZM23 198V199H22ZM66 198L67 199H69L68 200V203H67V201H66ZM76 198H77V200L78 201H76ZM79 198V199H78ZM85 198V199H84ZM112 198H115V199H113L111 202H110V200L112 199ZM118 198V199H117ZM125 201V198H126V201H125V203H126V205L129 203L130 204V202L132 203V200H133V202H135L134 204H136V205H138V207H136V205L134 206L133 205V203H132V205L130 204V206L129 205H125L124 207L126 208V209H128V210H126V209H122L121 210V208L123 207V206H121V204L122 205H124V202L123 201H121L122 199ZM130 198V202H128L127 200ZM138 198V199H137ZM141 198H142V200H141ZM149 198H151V199H149ZM16 199V200H15ZM80 199H82V200H86L87 201V199H89V201H88V203H90V204H88L87 202H85L84 203V207L82 208L83 209V211H81L80 210V206H82V203H81V205L80 204H78V202L80 203V201H82V200H80ZM95 200V202H93V200ZM117 199V200H116ZM120 199V200H119ZM136 199V200H135ZM144 199V200H143ZM157 199V200H156ZM166 199V200H165ZM13 200V201H12ZM19 200V201H18ZM71 200V201H70ZM75 200V201H74ZM80 200V201H79ZM91 200V201H90ZM115 200V201H114ZM145 200H146V202H145ZM150 202H149V201ZM152 200V201H151ZM162 201V202H160V201ZM165 200V201H164ZM75 203V204H72L73 202ZM83 201V202H84ZM101 201H102V203H101ZM140 202V204H141V206H140V208H141V210L139 209V202ZM148 201V202H147ZM70 202V203H69ZM96 202V203H97ZM106 202H107V207H105V204H106ZM116 202H121L120 204H118V203H116ZM143 202H144V204H143ZM153 202H157V203H159V204H155V203H153ZM16 203V204H15ZM24 203V204H23ZM100 203V204H99ZM113 205H112V204ZM116 203V204H115ZM86 204H88L89 206H87ZM109 204H110V206H109ZM150 204V205H149ZM155 205V207H154V205ZM160 204H161V206H160ZM166 204V205H165ZM72 205V206H71ZM74 205H80L79 207L78 206H76V208L74 209L73 207H75ZM85 205L88 207V209H89V211H88V209H87V207H86V209H84L85 208ZM102 205H103V207H104V209H103V207H102ZM112 205V206H111ZM145 205V206H144ZM13 206V207H12ZM19 206V207H18ZM63 206V208H61ZM65 206V207H64ZM66 206H67V208H66ZM120 208H118V207ZM129 206V207H128ZM146 207V208H144V207ZM149 206V207H148ZM152 207V209H151V207ZM158 206H160V207H157ZM166 206V207H165ZM186 205H182V206H179V207H181L183 210H184V212H185V214H186V212H187V215H185V216H190V219L192 218V216L191 215H188V213L190 214V208H191V206H186ZM8 207V208H7ZM21 207V208H20ZM60 209H59V208ZM115 207H117V208H115ZM131 207V208H130ZM190 207V208H189ZM64 208H65V210H69V212H67V211H63L64 210ZM70 208H73V209H70ZM105 208H106V210H105ZM113 210H112V209ZM132 209V210H130V209ZM136 209V210H134V209ZM154 208V209H153ZM155 208H156V211H155ZM162 208V209H161ZM163 208H166V209H163ZM189 208V209H188ZM10 209V210H9ZM57 209V210H56ZM63 209V210H62ZM109 209H111V211H108ZM116 209H118L119 211H117ZM140 210V212L138 211L137 213H136V211L137 210ZM157 209H160L161 211L162 210H164V211H160V210H157ZM178 209V208H177ZM180 209V208H179ZM178 209V210H179ZM7 210V211H6ZM51 210H53V212L51 211ZM54 210H55V212L56 211H58L59 210V213L58 212H56L57 214H54L55 212H54ZM102 210H104V212L105 213H102L103 211ZM124 210V211H123ZM145 210H143V211H145ZM183 210H182V212H183ZM187 210V211H186ZM9 211V212H8ZM12 211V212H11ZM99 211H102V212H99ZM113 211H115V212H113ZM122 213H121V212ZM127 211H128V213H127ZM130 211H131V213H130ZM134 211V212H133ZM158 211V212H157ZM179 211H181V209L179 210ZM7 212V213H6ZM49 212H50V214H49ZM60 212H61V214H65V216H67V217H65V219H64V216H63V218H61V220H62V222H59V221H57L56 219H58V220H60V217H61V214H60ZM64 212H66V213H64ZM72 212V211H71ZM109 212V213H108ZM111 212V213H110ZM117 212L119 213H121V214H127L125 217H124V214L121 216V214H118L119 216H116V214H117ZM157 212V213H156ZM182 212H180V214L182 213ZM133 213H135V214H133ZM112 214V215H111ZM128 214H133L134 216V218H131L132 217V215H130V217H128L129 215ZM140 214V215H141ZM155 214V215H154ZM183 214V213H182ZM13 215L15 216V217H13ZM24 215V216H23ZM57 216V218H56V216ZM80 216V217H85V215L84 216ZM115 215V217H113ZM135 215H137L136 217H135ZM145 215V214H144ZM20 218H19V217ZM50 216H51V220H52V223H51V220H50ZM60 216V217H59ZM74 216V215H73ZM96 216H94L95 218H97ZM105 216V217H104ZM17 217V218H16ZM48 217H49V219H48ZM52 217H54V218H56L55 219V222H54V219H52ZM85 217V218H86ZM112 217V218H111ZM118 219H117V218ZM131 220H128V218ZM139 217V220L137 219ZM13 218H15L14 220H13ZM74 217H72L71 219H73ZM100 218V217H99ZM100 218V219H101ZM122 218V219H121ZM137 220H136V219ZM45 221H44V220ZM47 219V220H46ZM99 219V220H100ZM101 219V220H102ZM125 219V220H124ZM126 219H127V221L129 222V223H127V221H126ZM142 219H143V217H142ZM50 220V221H49ZM41 221V222H40ZM44 221V222H43ZM58 223H57V222ZM123 221L125 222V223H123ZM139 221V222H138ZM29 222V223H28ZM36 222V223H35ZM47 222H48V224H47ZM50 222V223H49ZM56 223V224H58V225H55L54 223ZM66 222V221H65ZM143 224H142V223ZM147 222V223H146ZM18 223V224H17ZM59 223H64V225H61V224H59ZM121 223H123V224H121ZM132 223V224H131ZM134 223V224H133ZM140 223V224H139ZM195 223V224H194ZM68 224H71V222L69 223H67L66 225H68ZM131 224V225H130ZM138 224V225H137ZM145 224V225H144ZM193 224V225H192ZM21 225V226H20ZM52 226V228H51V226ZM57 228H55L54 226ZM133 225V226H132ZM142 225H144V226H142ZM201 225V224H200ZM199 225V223H198V226H200ZM231 225V226H230ZM44 226V227H43ZM50 226V227H49ZM61 226H63V227H61ZM131 226H132V229H131ZM141 228H140V227ZM159 226V227H158ZM219 226V227H218ZM248 226V227H249ZM46 227V228H45ZM61 227V228H60ZM135 227V228H134ZM172 227V228H171ZM243 227V228H242ZM28 228H29V230H28ZM42 228V229H41ZM43 228H45V229H43ZM48 228V229H47ZM66 228V227H65ZM149 228V229H148ZM165 228V229H164ZM218 228V229H217ZM233 228V229H232ZM245 228H247V226L245 227ZM23 229V230H22ZM35 229V230H34ZM56 229V230H55ZM59 229H61V230H59ZM129 229V230H128ZM134 229V230H133ZM143 231H142V230ZM145 229L147 230V232H145ZM195 229L197 230V231H195ZM200 229H202L201 231H200ZM205 229V230H204ZM207 229H209V228H207ZM26 230H27V232H26ZM41 230V231H40ZM42 230L44 231V232H42ZM49 230V233L50 234H48V233H46L47 231ZM133 230V231H132ZM149 230V231H148ZM159 230V231H158ZM173 230H175V229H173ZM173 230H170V231H173ZM177 230V229H176ZM175 230V231H176ZM204 230V232H202ZM228 230V231H227ZM231 230V231H230ZM236 232V233H234V231ZM246 230V231H245ZM30 231V232H29ZM41 233H40V232ZM62 232V234L59 232ZM116 231V232H117ZM139 231H141V234L142 235H144V234H146L145 236H144V240H142L141 238H143L141 235H140V232ZM164 231V232H163ZM166 231V232H165ZM192 231V232H191ZM242 231H244V232H242ZM24 232V233H23ZM36 232V233H35ZM37 232H38V234H37ZM122 233V235H121V233ZM138 232V233H137ZM150 232V233H149ZM182 232V231H181ZM194 232V233H193ZM228 232V233H227ZM238 232V233H237ZM25 233H26V235H25ZM29 233V234H28ZM39 233L42 235H44L43 237L42 236H40L39 235ZM111 233H113L112 231H111ZM131 233V234H130ZM144 233V234H143ZM148 233V234H147ZM158 233V236L156 235ZM163 233H165L163 236L161 235V234H163ZM202 233H204L205 235L207 234V236L209 237H207V236H205L204 234H202ZM239 233H241V234H239ZM30 234H32L33 236H31ZM37 234V235H36ZM45 234H48V235H45ZM52 234L50 235L51 237H52ZM117 233H114V234H112V235H115V236H117L116 235ZM150 234H151V236L153 235L154 237H156L155 239H154V237L153 238H151V236H150ZM179 234V235H178ZM235 234V235H234ZM39 235V236H38ZM56 235H59V236H57L56 237ZM63 236V237H61L63 240H61L60 241V236ZM133 236V238H132V236ZM147 235H149L148 237H147ZM156 235V236H155ZM161 235V236H160ZM167 235V236H166ZM177 235V236H176ZM216 235V236H215ZM27 236H30L31 238H28ZM49 236V237H50ZM140 238H139V237ZM164 236H166V237H164ZM184 237V241L182 240V238L181 237ZM214 236H215V238L216 239H212V238H214ZM220 236V237H219ZM27 237V238H26ZM32 237H35V238H32ZM42 237V238H41ZM159 237V238H158ZM163 237V238H162ZM171 237V238H170ZM177 237H179V238H177ZM229 237V238H228ZM231 237V238H230ZM233 237V238H232ZM238 238V239H236V238ZM23 238V239H22ZM24 238H26V239H24ZM60 238V239H59ZM126 238V239H127ZM159 240H158V239ZM162 238V240H161V242H160V239ZM165 238V239H164ZM168 238H170V240L168 239ZM172 238H174V239H172ZM176 238V239H175ZM197 238V239H196ZM217 238H218V240H217ZM254 238H255V240H254ZM23 241L22 243H21V241ZM35 241H34V240ZM52 239V238H51ZM149 239V240H148ZM157 239V240H156ZM178 239V240H177ZM179 239H181V240H179ZM216 241V242H214L213 243V241ZM220 239V240H219ZM5 241V243H4V241ZM18 240H19V242H18ZM25 240L26 241H28V242H25ZM32 240V241H31ZM172 240V241H171ZM195 240H197V243H198V245H197V243H196V241ZM210 240V241H209ZM223 240V241H222ZM234 240V241H233ZM238 240V241H237ZM2 241V242H1ZM55 241V242H56ZM131 241V240H130ZM129 241V242H130ZM140 241L142 242L141 244H140ZM156 243H155V242ZM160 242V243H158V242ZM167 243H169V244H167ZM187 241H185V242H187ZM208 241V242H207ZM222 241V242H221ZM232 243H231V242ZM10 242V243H9ZM32 242V243H33ZM66 242V241H65ZM151 242V243H150ZM233 242L234 243H236L235 245L233 244ZM258 242V241H257ZM62 243V242H61ZM131 243V242H130ZM151 245H150V244ZM172 243H174V242H172ZM229 243V244H228ZM144 244H147V245H144ZM158 244H160V246H158ZM165 244V245H164ZM255 244H256V242H255ZM259 244V243H258ZM1 245V244H0ZM141 245H143V246H141ZM157 247H156V246ZM164 245V246H163ZM195 245V246H194ZM207 245V246H206ZM233 245V246H232ZM149 246V247H148ZM152 246V248H150ZM189 246V245H188ZM223 246V247H222ZM2 247V246H1ZM9 247V246H8ZM155 247V248H154ZM168 247V246H167ZM179 247V246H178ZM203 247V248H202ZM221 247V248H220ZM239 247V248H238ZM5 248H7V247H5ZM161 248V249H162ZM208 248V249H207ZM140 249V248H139ZM152 249V250H151ZM204 249V250H203ZM207 249V251H205ZM230 249V250H229ZM241 249H244V248H241ZM167 250V251H166ZM195 250H197V249H195ZM203 250V251H202ZM210 250V251H209ZM245 250H246V247H245ZM249 250V252L247 251V253L249 254V258L245 255V252H243V250H242V253H244L243 254V256L241 257V255L242 254H240V255H238V256H240V259L238 260L237 259V262L238 263H240V264H264V249H263V251L262 252H258V251H253V250H251L250 251V249H248ZM146 251H145V253H146ZM218 251V252H217ZM183 252V254H181ZM184 253H185V255H184ZM213 253V254H212ZM246 253V254H247ZM261 253V254H260ZM209 254V255H208ZM191 256V257H187V256ZM206 256V257H205ZM245 256H246V258H245ZM187 257V258H186ZM185 258H186V260L188 259V261H185ZM214 258V259H213ZM207 259V260H206ZM217 259H218V261H217ZM221 259V260H220ZM241 259H242V261H241ZM214 260V261H213ZM222 260H223V262H222ZM263 260V261H262ZM212 263H211V262ZM217 261V262H216ZM240 261V262H239ZM245 261V262H244ZM210 262V263H209ZM215 262V263H214ZM235 262H236V260H235ZM237 263V264H238Z\"/></svg>",
	"mask_w": 264,
	"mask_h": 264
}]
</instances>
